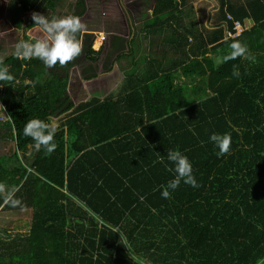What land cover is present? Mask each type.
I'll return each mask as SVG.
<instances>
[{
    "label": "trees",
    "instance_id": "1",
    "mask_svg": "<svg viewBox=\"0 0 264 264\" xmlns=\"http://www.w3.org/2000/svg\"><path fill=\"white\" fill-rule=\"evenodd\" d=\"M43 1L51 9L56 0ZM75 1L80 17L85 2ZM253 1L254 11L247 4L223 14L254 22L235 39H225L223 26L204 35L168 28L174 71L190 85L157 68L130 90L126 81L120 92H132L116 101L74 105L67 86L78 57L51 69L13 55L0 61L13 78L0 81L1 146L10 141L0 184L15 190L11 200L0 192V211L32 210L26 229L0 230V264H264V3ZM35 3L10 0L8 24L36 27ZM175 7L155 0L153 15ZM92 39L83 35L81 54L90 67L83 70L94 72ZM234 42L248 58L217 64ZM49 117L59 127L46 155L22 129ZM214 133L231 137L226 154L218 155ZM169 150L188 157L198 187L181 183L164 199Z\"/></svg>",
    "mask_w": 264,
    "mask_h": 264
},
{
    "label": "crops",
    "instance_id": "2",
    "mask_svg": "<svg viewBox=\"0 0 264 264\" xmlns=\"http://www.w3.org/2000/svg\"><path fill=\"white\" fill-rule=\"evenodd\" d=\"M84 1L85 11L79 17L85 25V30L81 35L83 37L84 34H90L93 38V44L100 47L97 61L91 64L94 72L84 71L85 67L90 69L89 63L85 65L84 70L78 72V84L85 87L88 82H95L96 80L103 92L90 91V96L87 95V97H89L88 100L97 98L100 101L104 99L116 101L120 96H127L132 91L120 92L121 86L126 81L129 80V83H131L130 90L139 83L142 77L146 76L148 70L153 72L157 68L162 71H169L173 74V78L175 72L176 84L186 83L190 85V80L180 74L179 69L174 71V53L169 51L170 48L165 41L167 40L165 38L169 36V29H173L176 24H179L182 31L185 28H190L192 31H198L204 35L212 27L215 29L223 25V14L227 13V9L236 11L241 7L245 8L249 4L254 11L259 6L258 2L254 3L252 0H176L175 8L167 13L155 16L153 15L155 0H111L109 6L112 7L106 13H113V16L119 17L121 29L115 26L114 23L110 25V29H102L104 26L103 21L102 27L95 25L94 29H90V27L87 28L90 24H85V19L89 18L92 23L96 19L100 5L106 6L107 0H98V6L92 0ZM75 2L74 0L72 8L76 12ZM260 2L264 3V0H260ZM99 15H97L98 19L101 18V15L100 17ZM240 22L244 26L248 25V29L254 25L250 17H245ZM99 38L102 40L101 45L97 44ZM188 38L191 40L192 37L189 35ZM99 58L103 61H100ZM74 66L78 67V65ZM91 74H94L92 78L84 79ZM75 89L79 93L80 86ZM72 103L74 105L79 104L73 101Z\"/></svg>",
    "mask_w": 264,
    "mask_h": 264
},
{
    "label": "clouds",
    "instance_id": "3",
    "mask_svg": "<svg viewBox=\"0 0 264 264\" xmlns=\"http://www.w3.org/2000/svg\"><path fill=\"white\" fill-rule=\"evenodd\" d=\"M34 25L43 33V38L35 41H21L16 44L13 56L17 59L28 61L38 59L42 64L51 69L57 64L64 66L79 57L82 51V33L85 25L80 18L74 15L64 17H48L33 13ZM230 55L221 58L217 64L225 62L226 59H236L237 57H247L246 45L234 42L230 45ZM232 75L239 76L238 70L233 67ZM13 78L6 68L0 67V81H11ZM58 124L49 117L47 120L33 118L24 123L23 137L30 138L37 150H43L46 155H51L57 148L54 137L58 131ZM139 128V127H138ZM218 149V155L226 154L230 149L231 137L229 135L212 134L209 137ZM167 160L171 164L168 169L173 173V178L165 185H161V196L169 198L170 193L175 191L181 183L190 187H198V182L193 175L192 164L188 157L179 150H169L166 154ZM14 189H8L0 184V192H4L11 200ZM19 203V201H15Z\"/></svg>",
    "mask_w": 264,
    "mask_h": 264
},
{
    "label": "rangeland",
    "instance_id": "4",
    "mask_svg": "<svg viewBox=\"0 0 264 264\" xmlns=\"http://www.w3.org/2000/svg\"><path fill=\"white\" fill-rule=\"evenodd\" d=\"M94 4L96 5L98 0H92ZM111 0H107V5H100V9L98 10L97 15H101V18L98 19L96 15V19L91 23L88 19H85V24H90V26H87V28L90 27V29H94L95 25L98 27H102V21H103V28L110 29V25L114 23L115 26H118L119 29H121V21L118 16H113V13L107 14V10H109L112 6L109 2ZM10 2V0H0V61L4 60L10 55H13V51L15 49L16 44H18L21 41H24V35H26L29 39H41L43 38V33L38 29V27H33L27 31L24 32V30H17L14 29L11 25L8 24V16H7V4ZM35 2V1H34ZM85 2V1H84ZM74 3V0H56L53 2V8L49 9L45 7V2L43 0H36L35 8H36V14L44 15L48 17L49 19L53 17H64L74 14L75 9L72 8V4ZM104 3V2H103ZM91 5V3H90ZM98 6V4H97ZM54 9L53 13L52 10ZM102 12V13H101ZM34 13L33 10H31V15ZM99 15V17H100ZM83 23V22H82ZM230 26L229 24H226ZM245 30H248V25L245 26ZM223 28V27H222ZM211 30H214V27L211 28ZM243 31V32H244ZM100 39V38H99ZM93 40V39H92ZM102 40L100 39L101 45ZM94 43V42H93ZM100 47V46H99ZM100 61H103V59L99 58ZM89 63L88 60L85 59L84 54H81L74 65H78L76 68L73 66L69 69V79H68V87L67 91L70 99L74 103H79L85 100H88L91 92H103L99 87V84L95 82H88L85 87H82L81 84H78V72L79 70H83V67ZM78 86H80V91L77 93L76 89ZM85 90H84V89ZM86 93V94H85ZM0 141V153L7 152L10 147V141L7 140V145L1 146ZM21 155V154H20ZM26 163V161L24 162ZM32 214V210H16L11 212H4L0 211V230H9V229H26L28 227L29 219Z\"/></svg>",
    "mask_w": 264,
    "mask_h": 264
},
{
    "label": "built area",
    "instance_id": "5",
    "mask_svg": "<svg viewBox=\"0 0 264 264\" xmlns=\"http://www.w3.org/2000/svg\"><path fill=\"white\" fill-rule=\"evenodd\" d=\"M226 19L227 21L225 20L222 23L225 39H235L239 37L246 27L240 21L233 19L230 15H227ZM228 23L230 24V26L226 25Z\"/></svg>",
    "mask_w": 264,
    "mask_h": 264
}]
</instances>
